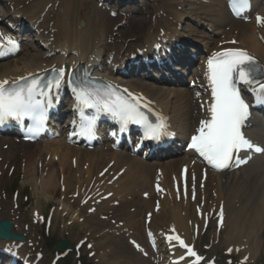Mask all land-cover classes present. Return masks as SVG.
Instances as JSON below:
<instances>
[{"label": "bare ground", "instance_id": "1", "mask_svg": "<svg viewBox=\"0 0 264 264\" xmlns=\"http://www.w3.org/2000/svg\"><path fill=\"white\" fill-rule=\"evenodd\" d=\"M105 1L103 0L104 3ZM256 1L258 6L255 7V10L264 18V5L262 4V0ZM208 4L219 6L220 11L216 18H214L216 15L215 12L208 8ZM178 10L173 11L169 8L160 15V20L164 18L161 23L165 28L160 27L157 29L159 24L154 23V25L151 24L145 31L130 33L133 31V28L128 26L129 30L127 33L133 35L134 45L138 43L141 49H148L150 46L157 43V40L164 38H167L170 42L174 41L175 43H180L185 48H188L191 43L189 40L193 43H198L193 33L195 29L188 25L183 28V33L186 35L179 34L176 27L178 23H182L180 22L182 18V13L180 11H183V8L179 7ZM161 11L162 10H157L156 12L160 13ZM194 11L198 20L200 21L201 19L203 21L201 24L212 30L211 34L203 35V38L207 36L210 38L203 43V49L198 50L195 48L197 56L205 51H209V55H211L216 50L229 48L228 45L225 47L220 46L219 48L218 43L225 44L235 41V45L231 46V48L247 51L259 63L264 65V23L258 27L254 26L252 21L251 23L243 24L232 20L227 16L225 10L223 11L222 0H206L204 3L200 0L198 1V8H194ZM40 15H42L43 19L39 26V29L42 30V32L39 33V35H41L36 39L38 45L48 44L50 51L59 50V52L67 54L69 60L66 62L70 66L75 60V57L70 56L71 53H74L78 57L83 56L82 58L86 60L92 57L99 60L100 54L102 53L100 48H105L104 41L106 39H104V37L112 21L108 20L109 18H105L100 11L88 7L85 0L0 1V17L2 18H16V16H22L29 18L30 21L28 24L34 26V23L38 22ZM170 20H175V22L173 21L171 24ZM168 24H170V26ZM182 24L184 25V23ZM173 25H175V27L171 30L170 28ZM213 27L216 28L213 29ZM223 28H225V31H222ZM118 39H113L116 44ZM114 46L118 48L116 45ZM129 48L133 47L128 45L124 51L129 54L134 53L132 51L135 48L132 51ZM34 49L36 48L32 46L21 59L10 64L1 65L0 79H5L9 76L17 77L21 73L28 74L41 71L45 65L49 66L59 60H64L59 57L49 60L46 58L47 52L44 51L38 54ZM112 51L120 55L119 48L117 50L113 49ZM176 60L178 68L181 69L185 58L183 56H178ZM105 62L106 60L102 62L104 66L106 65ZM138 71L142 70L138 69ZM199 73L197 68H195L190 75V81L197 82ZM169 76L171 79L174 77L170 74ZM115 81L121 80L116 78ZM143 81H137L135 83L123 81L121 85L129 87L133 91L141 92V94L151 101L154 109H161L162 112L170 118L172 125L177 129L195 128L199 116L195 113L196 102L192 100L191 91H187L186 93L183 89H169L166 87L168 84L157 87L152 83L148 84ZM6 144L11 147L14 152H0V157H2L3 161L13 166L18 160L16 165L20 163L19 168H22L24 163H28L26 170H24V172H26L24 177H28L30 180H36L37 183V178L34 179L37 172L36 167H29L30 162L33 161L37 164L40 160L43 161L41 165L44 167V170L48 171L45 175L44 172L40 173L42 176L39 180V184L41 188L47 186L46 189H43L45 196L50 194L56 178L59 181L62 180V184L68 189L71 187L72 183L79 189H82L83 185L84 189H87L93 176H91L89 183H85L82 177H84V175H92V170L98 166V163H102L105 158H110L109 161L113 162L111 170L113 173L125 168L124 175L117 182L119 186L116 187V189H114L115 184L112 186L117 199L122 203L124 202V198H134L135 202L133 204L136 207L137 214H141L145 208L147 210L150 208V199L142 202L133 195L134 190L141 184H143L142 187L144 188H151L149 170L146 169V172H148L147 174L144 169L139 167V163L136 161L130 163L123 154L108 156L100 151L86 153L79 150H71L68 147L55 146L56 149L50 148L46 152L48 155L44 157V155L41 154L42 148H49L52 146H43L33 147L31 150L24 151L21 158H15L14 153L16 149L12 144ZM40 156H43V159H38ZM81 162H83V164ZM186 163V159L180 158L174 162L165 164L166 166L162 169L165 193L161 199L159 210L156 214L152 215L150 228L155 233L158 231H165V229L169 227L174 228L175 231L184 236L190 244L197 246V242L194 240L192 233H190L188 225L189 223L192 225L197 223L194 206L199 205L200 200L190 198L186 202H182L181 200L180 203L169 200V197H174L175 193L173 189L168 188L170 187V182H168V180L173 179L174 175L179 172L180 167ZM85 164L86 168L84 170ZM118 166H120V168L116 169ZM120 181H122V184ZM38 189L39 187H33V191H37ZM190 192H192V190H190ZM209 192L215 195V197L210 198ZM196 194L199 197L202 195L207 196V200H204L201 206L202 211L212 210L219 201L223 202L225 210V221L222 226L223 231L219 234L218 240L214 234L209 236L210 244L208 245V249L210 253L214 254L220 246H225V249L233 247L234 252L238 251L241 255L248 254L249 262L254 261L256 256L263 251L262 247L264 249V239L262 238L264 237V159L255 161L249 168L237 174L226 177L216 175L210 177L207 180L206 193L198 190ZM3 204L4 202L1 201L0 221H10L15 231V226L19 225L18 222L14 221L17 218L12 215V212L4 210L2 207ZM61 206L63 212L72 213L69 219L71 223H77L78 220L72 219V217L77 214L78 211L72 212V207L65 204ZM107 206L108 202L103 203L102 208ZM108 211H110V209H108ZM57 216L58 213L54 215L55 220ZM118 217L123 219L125 228L128 232L132 230L135 237H137L135 233L140 235L137 221L132 225L134 217L123 212H119ZM80 226L91 227L97 231V234L91 236L90 240L92 242L95 241L94 243L98 255H101V257H99L101 264H105V256H108L109 253H111L120 264H149L148 261L142 259L134 252L132 253V251L123 244V234L120 228L111 230L104 226L103 222L99 221L86 222L84 225ZM202 231L203 229L200 225L197 238H200Z\"/></svg>", "mask_w": 264, "mask_h": 264}, {"label": "snow or ice", "instance_id": "2", "mask_svg": "<svg viewBox=\"0 0 264 264\" xmlns=\"http://www.w3.org/2000/svg\"><path fill=\"white\" fill-rule=\"evenodd\" d=\"M248 6L249 0H229V7L237 16L242 15ZM257 23H264V18L257 16ZM0 40L15 45V41L10 36L5 37L2 33ZM4 54V51L0 50V55ZM52 72L55 75L46 80L32 74L17 77L11 82L8 79H0V124L9 118L20 121L24 117L35 121L37 126L42 124L45 98H49L48 103H50L53 89L60 88L64 77L63 68L58 70L53 68ZM206 75L211 89V101L207 105L210 119L199 121V127L196 129V134L191 137L188 147L199 153L215 169L229 167L234 158L237 164L244 163L246 161L240 160L236 156L237 153L241 150L262 152L264 148L254 145L241 131L249 115V105L242 98L237 83L255 86L254 90L259 91L260 100L264 102V77L258 78L261 76V69L256 59L247 51L229 48L212 54L207 61ZM70 82H72L71 78ZM73 92L78 104L93 108L96 113L109 114L122 125L141 124L147 137L159 139L164 127L163 123L149 122L148 117L141 111V98L133 96L127 89H124L127 96L119 94L110 84L103 89L89 86L73 87ZM196 95L199 96V93ZM82 119L86 121L82 133L90 134L96 117L85 118L82 114ZM2 227L6 225H0V228ZM168 239L179 241L182 248L187 247L188 255L196 257L194 264L202 259L178 236H170Z\"/></svg>", "mask_w": 264, "mask_h": 264}, {"label": "rangeland", "instance_id": "3", "mask_svg": "<svg viewBox=\"0 0 264 264\" xmlns=\"http://www.w3.org/2000/svg\"><path fill=\"white\" fill-rule=\"evenodd\" d=\"M153 1L155 2L153 3ZM168 1L169 0H139V2H137L135 5L131 4L134 7V9L130 10V9H123L124 5H120L119 7L117 4L118 0H114L113 4H111L113 6H111L110 9H113V10L118 9V17L113 23H111L110 28H109L110 33H112V35H115L117 34L118 31H120L119 34L121 36V39H123V41L130 42L131 35L123 30L126 27V25H123V26L121 25V27H119L120 24H122L123 22L128 23V21H131V23L129 24L133 26V29H136L137 26H144L146 24H152L151 17L153 16V13H156L157 10H160L163 7L164 3H167ZM89 2L93 7H96L95 0H89ZM185 17H194V15H191V13L186 11ZM129 18H131V20H128ZM133 19L134 21H132ZM193 25L197 26L196 24H193ZM15 167L16 166H14V168ZM16 171H17V168L15 169V172ZM14 175L17 177L18 182L22 183L21 177H19L15 173ZM9 193L10 191L6 192V194H9ZM20 193H21L22 199L25 200L24 196H26V200H25L26 203H24V201L22 200L19 201V205L21 206L22 209L28 210L30 207L37 206L40 209H44L43 211L44 213H46V211L49 208H53V211H54L55 203L57 202V194L59 192L57 194H54L53 197L50 198V200L47 198H41L40 195L38 197H35L33 195V191L31 187H29L28 189L25 188L24 190L23 188H21ZM42 199L45 200V202ZM61 224H62V219L59 217L57 218L55 231H54V234L57 236V238H60L61 236V234L59 233ZM76 231L77 229L74 227L72 228L67 227V232L69 233H74ZM78 234L79 236L81 235L79 238L84 237L86 235V233L81 230H79ZM261 264H264V261H262Z\"/></svg>", "mask_w": 264, "mask_h": 264}]
</instances>
